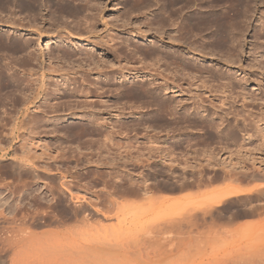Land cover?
I'll use <instances>...</instances> for the list:
<instances>
[{
  "label": "rangeland",
  "instance_id": "374dc122",
  "mask_svg": "<svg viewBox=\"0 0 264 264\" xmlns=\"http://www.w3.org/2000/svg\"><path fill=\"white\" fill-rule=\"evenodd\" d=\"M46 1L47 5L45 4L46 6H43L41 12L43 18L41 26L45 31L43 30L42 37H36L37 39L35 38L37 35H32V38H34L32 45L37 46L39 52L43 53V56L40 57L41 64L34 61L33 64L29 66L31 69L32 67L35 68L34 74L35 72L36 74L46 73L45 76L47 79L45 78L43 84L39 85L34 83L30 84V86L29 82H25V79L24 84L21 85L23 88L22 91H25L24 94L30 93L28 94L30 96H26V94H21V96L23 95L30 98L32 95L34 99L33 103L29 104V112H33L31 116L38 114L39 117L43 116L41 118L44 121V125L41 127L43 130L40 129L38 135H32L30 137V141L32 142L31 153H35L37 156L47 157V155L43 154H54L56 156V153L57 155L60 154L61 150L64 152L68 149L77 151L78 143L75 140H71L70 136H64L62 131L66 130L69 125L80 122L79 119L65 120V117L67 118L72 115L85 113L83 108L80 109V105L84 102V97H82L80 95L81 92H79L85 85L81 83V79L79 75L77 76L76 71L81 68V70H83L91 67L90 70H92L93 74L90 76L92 79H90L93 80L92 83L98 81L95 82V86L99 85V87L102 88L98 90L100 94L97 92L99 96L94 92V99H107L110 103L117 105V109L120 107L121 115L130 116H128L129 118L124 117L119 120L121 126L118 131H116V140L119 141H117L119 144H116L118 147L115 145L116 147L114 146V149H111V152L113 150V152H115L114 154L112 152L110 155L114 156H112L111 161H108V159L106 161V158L104 156L102 157L104 161L101 160L99 162L100 168L96 167L95 163H86L87 160L83 158L84 156L82 155H80L82 159L78 163L72 159L67 161L61 160L62 163L59 158L57 159L56 163L63 167L69 165L70 168H72V170L69 168L66 171L61 169L63 171L62 173L67 175L66 179L71 181L72 191L74 193L78 192L83 194L87 190L90 196L96 191V193L99 191L102 195H106L108 190H112L114 183H116L117 186L121 185V188L123 185H127V182L124 183L125 181L121 180V177L126 172V174H129L128 178L130 175L138 181L143 178L151 187L149 190L152 192L150 191V195L143 197V200L141 197V199L138 197L133 198L139 207L135 212L131 213V215L128 214L124 221L125 228L131 229L139 235H150L155 240H158V242H156V249L157 251L159 250V252H157L159 256L156 262L154 261L155 263L152 262L151 264H264V217H262L264 214L262 213L263 215L260 214L258 217H256L257 215L254 217L237 216V218L234 217L231 222H228L230 220L227 218V215L233 213L234 209L235 211L239 209L240 206L241 209H244L246 205L253 206L252 204H257V200L258 203L261 201L264 202V195L260 196L261 200L259 198L254 200L255 195H253L254 197L251 196L252 198H250L253 200L250 202L247 201L248 198L246 197L238 198L239 196H229L230 198H224L225 200H223L222 204L212 207L210 215L213 218L211 219L210 215H208L209 213H205V211L211 208H209V202H211L213 197L225 186L228 179L220 183L217 180H212L208 185H204L207 184L204 183L200 184V186L198 185V187L194 186L197 185L194 184L195 180L197 183L199 178L205 181L212 176L214 177V174L221 173V169H216L207 165L208 159L210 158L218 162L220 161V163H225L226 165L240 161L242 165L245 164L244 166H246V168H252L255 164L256 166H260V168H264V0H90L88 3L81 1L82 4H87L86 8L89 6L88 9H90V7L92 8L93 5V10L89 11L88 17L92 19L93 17L90 14L93 13L94 20L93 23L92 21L91 23L86 21V23L85 20H82V25H78L80 27V33L75 34H79V36L83 38L94 40L102 46L100 50L96 49L95 51L96 60L101 58V56L104 57L103 60L100 59V62H98L99 64L102 63L100 65L102 68L100 69H93L92 67L94 64L89 66L88 63L90 60L87 59L88 55L86 54L89 48L88 46L84 45L77 47L72 44L55 42L65 36L68 31L74 34L73 28L76 24L74 20H71V17L63 15V12L58 9L57 3L54 2L56 0ZM11 13L8 12L7 7L0 1V35H8L9 37L11 35L10 38L12 40L17 39L19 41H23L24 38L30 37L31 35L28 34V31L33 30L36 26H28L29 17L26 15V10L21 9L20 11V9H16L15 12ZM61 15H63L64 18L61 17ZM223 15H225L224 20H226L227 23L229 22V25H227L230 36L232 37V43H224L226 46H224V44L220 45V40H218L217 43L215 42L217 41L215 40L216 38L220 39L218 36L220 32L210 37L205 31L201 34L198 31L200 30L198 24L199 19L203 17L207 19L214 16L220 18ZM10 17H13L14 24L8 22L10 21ZM50 17L53 19L57 18L58 21H62V23L57 21L54 22ZM48 18H50V20ZM47 21L49 23L51 22V24ZM13 25L15 28L20 29L17 35L13 32ZM201 35H203L204 38H201ZM210 40L215 41L209 43ZM47 43L49 44L46 45ZM202 45L204 49L200 47ZM211 46L212 48L216 46L214 51L210 50L212 49ZM58 48L60 49L58 50ZM204 51H206V53ZM64 52L67 53L66 56ZM113 52L115 54H113ZM7 53L11 54L9 52ZM22 53L25 55V52H18V55L12 53V56H15L11 58V55H7L6 52L0 51V65L2 64V67L0 66L2 70H0L3 71L6 68H4V66L5 63H8L7 61L11 62L12 59V62H16L17 60L20 61V58L23 56L21 55ZM116 54L118 55L116 56ZM19 61H17L16 64L20 63ZM12 62L10 64H12ZM212 64H214V66ZM17 65V73L20 69L23 70H20L21 72H19L18 75L17 73H13L21 79H23L21 76H28L26 73H29V66H27V68H20L21 65ZM213 67H215V69ZM15 68H17V66ZM204 68L207 70L205 71ZM24 69L28 70L25 71ZM6 70L7 69L4 71ZM209 70L211 72H209ZM7 72H5V74H7ZM22 72H24L25 75ZM52 72L54 74L57 73L58 76L51 75L53 74ZM213 72L215 77L211 74ZM219 72H222L223 75L221 74L220 76ZM159 73H161L160 75L164 78L160 79L159 76H157ZM68 74L74 75L72 79L77 81L70 85L74 90L77 89L75 92L65 87L60 79L61 77L69 76ZM121 75H128L127 77L129 80L123 81L122 78L119 77ZM209 75H212V77ZM149 76L152 77L150 80ZM167 78H170L169 81ZM56 79L59 81H57L58 84ZM229 80L230 82H228ZM170 82L173 83L171 84ZM162 83H165L164 85L166 87L185 90L182 96L171 97V95L175 94L173 92L168 94L170 95L168 97L169 99L170 97L173 98L170 99L171 105L174 104V100L176 102L178 98L182 99L181 105L183 107L179 105L172 110L169 100L167 101L169 104H167V102L164 104L163 102L161 106H158L161 112L153 113L157 106L144 103L146 98L142 99V101L141 99H133L130 96L125 97V95H123V93H126L125 90L121 91V89H126L127 87L144 88L148 86L149 88H154ZM55 86L61 89V95L52 94L54 93L53 89ZM89 86L94 87V84ZM109 87L110 90L106 91ZM118 87L121 89L119 88L116 90L115 88ZM190 87L195 88V90L190 92ZM203 87L215 89L211 90L213 96H208L207 98L202 95L203 98L201 101L198 96V98L196 96L194 97L192 92L202 93ZM198 88H200V90L202 89V91L198 90ZM241 89H245L246 91H243L249 94V97H255L256 95L258 97V99L256 97L257 101L251 100V98L246 101V99L240 96L236 97L235 95L241 92ZM32 90L33 92L31 93ZM35 92L39 96L36 95L35 97ZM20 93L17 91L15 98H21ZM187 94L188 96H186ZM44 96L49 98L45 97V99ZM155 96L158 97V95ZM162 97L160 95L158 99ZM23 98H21V102ZM32 98L30 99L32 100ZM166 98L167 97H164V101ZM223 99H225V102H228V105L223 106L224 109L221 106L222 111H220L221 108L219 107V112H216V107L218 108L217 104H222ZM39 101H41V103ZM38 103L41 105V109L45 104H50L49 106H53V109H49L48 107V109L45 108L47 109L45 113H43V111H37L39 113L34 112V104L38 105ZM196 105L198 108L203 107V109L206 110L205 114L207 117L204 116V118H202L203 116L194 112L198 109ZM199 105L201 106L199 107ZM9 106V104L6 106L8 110ZM70 106L72 109H68ZM18 108L21 111V108H23L22 103ZM122 108L126 111H123ZM54 109H56L57 112ZM51 110H53V112ZM224 110L229 112L227 118H224L222 115ZM237 110L240 112L236 115L235 112L238 113ZM156 114H159V121H154L151 120L152 118H149L151 115L156 116ZM240 114L241 116H239ZM50 117L57 119V123L45 122V120ZM222 117L227 121L225 120V122H223L224 120ZM218 118L221 119L217 120ZM258 118H260L259 121ZM208 122L214 125H220L221 123L222 125L219 131L221 129L227 131L233 128L237 139L234 140V138L231 139L230 137H228L229 139L227 137H225V139L224 137L220 138L223 131L221 130V133L212 129V127H208ZM206 123L208 128L204 126ZM53 125L59 129V133L50 132ZM202 125L203 129H201ZM204 127L208 130L206 131ZM245 127L246 129L244 130ZM3 130L7 131V127ZM258 130L260 131L258 132ZM102 132L105 133L106 131L104 130ZM1 138L0 146L3 147L5 145L4 147H6L8 145L7 137L2 140ZM28 138V133L19 134L16 142L13 144L18 146L26 142ZM95 146L97 147V145H94V149H96ZM54 150L59 152L55 151L54 153ZM97 151L99 152V150ZM95 152L94 150V152H92L94 154L87 155L90 160L97 158L98 152ZM103 152L106 154L105 150H103L102 153ZM84 153L87 154L90 153V151L84 150ZM252 156H255L257 159ZM258 159L259 162H257ZM7 162V160H3L1 163L4 164ZM1 163L0 165H2ZM107 166L109 167L107 168ZM0 170L2 169L0 168ZM99 170H101V172ZM108 171L114 174L113 176L115 177H112L113 179L108 177ZM1 172L3 171H0V264H41L42 262H38L39 260L36 258L35 251L28 247L24 249V251L23 249L21 250V255L18 252L21 260H17L19 257L15 255L17 254V249H9L5 239L10 234L6 232L10 227L8 225L10 224L13 226L14 223L12 224V221L16 219L15 216L13 217L14 211H16V213L20 211L17 213V217L22 215L26 216L27 213L31 215L38 212L37 215L41 214V217H43V214L45 216L46 212L47 214L55 213L56 208L54 209L52 205L51 208L49 206L52 200H47L52 197L49 193H46L49 187L47 184L48 182L41 181L38 184L29 183L30 185L28 184L26 187L22 183L23 181L18 182L11 174H5L4 172L2 174ZM78 172H80V174H82V172H87V178L82 175V177L85 178H81V181L78 180L77 182V178L71 175L78 174ZM96 172H98L99 175H96ZM89 173H95V178L91 176L92 174L89 175ZM102 179H106V181L104 182ZM125 179L127 180V176ZM185 181L189 182L188 184L190 186L187 185L189 189L187 186L180 189L179 187L182 186L181 183ZM258 181L252 182L253 184L258 183V185H260L259 188H263L264 179L260 180V183ZM229 182L228 180L227 184ZM252 182L250 181L251 185ZM250 183L246 182L241 185H250ZM160 184L163 186L166 184L168 185H166L165 189V187L162 188L163 186L158 187ZM77 188H80V190ZM185 188L186 190H184ZM33 189L36 190L33 191ZM41 192L42 195L40 194V197H42V199H40L42 202L37 194ZM35 193L36 196L34 199ZM43 195H45V197ZM66 195L69 196L68 193H66ZM1 197L7 198V201L3 203L2 201L4 199ZM67 199L69 200V197H67ZM67 199L66 203L68 202ZM144 199L146 200L144 201ZM16 204L17 206H15ZM14 207L19 208L14 210ZM35 210H37V212ZM41 211L43 213H41ZM191 214L196 217H191ZM187 216L189 218H187ZM113 218L109 223L116 224L117 217L114 216ZM224 218L227 219L224 221ZM182 219L185 221L183 222ZM189 219H193L194 223L192 220L191 224L188 223L187 220ZM194 219H196V221ZM166 220L168 223H166ZM233 222L234 224H232ZM161 223L165 227H163ZM173 223L175 225H173ZM241 223L242 225L243 223L247 224L249 228L240 229L239 226H241ZM192 224L193 227H191ZM180 225H182L181 228L178 227ZM53 227L40 226L34 228L33 231L41 235L44 234V232L47 233L55 230L56 228ZM25 236L28 237L29 235L25 234ZM12 251H15V253ZM14 258L17 259L15 260ZM48 263L49 262L44 264ZM51 263L54 264L55 262L53 263L52 261Z\"/></svg>",
  "mask_w": 264,
  "mask_h": 264
},
{
  "label": "bare ground",
  "instance_id": "6f19581e",
  "mask_svg": "<svg viewBox=\"0 0 264 264\" xmlns=\"http://www.w3.org/2000/svg\"><path fill=\"white\" fill-rule=\"evenodd\" d=\"M0 1L7 7L8 12H10V13L11 12H15L16 9L17 10L20 9V11H21V9L26 10V13L27 14L26 13L25 14L29 17V19H28L29 25L28 26H36L37 27V28L35 27L36 29L34 28L33 30H29L28 31V34H30L31 36L24 38L23 41H19L16 38H14L16 40H12L10 38L11 35H10V37L8 35L7 36L5 35L6 36L5 37L4 35L1 34L2 36L0 35V51H2L4 53L6 52L7 55H11V58H13L15 56L14 54H13L14 56H12V53H16L17 54L18 52H25V55H23V53L21 54V55L24 56V58L22 56L20 58V61L17 60V61L20 62V63H17V64H19V66L21 65L20 68H22V67L23 68L24 67L27 68V66L33 64L34 61H36L38 64H41L40 57L43 56V53L42 52H39L37 46L32 45V41L34 40V38H32V35H34V36L37 35V36H35V38L36 37L37 38L38 37L39 38L42 37V34H43L42 32H43L44 28H42V26H41V22H42V19H43L41 12H42L43 6H46L47 5L46 4L47 1L46 0H0ZM49 1H48V3H49ZM81 1H83L85 3L86 2L88 3L90 0H56V1H54L55 3H57V6L59 7L58 9L63 12V15H66V16L68 15L69 17H71V20H74L75 21V24H76L75 27L73 28L74 34L71 33L70 31H68L67 34L65 33L66 34L65 36H63L62 38L56 40L55 42H57V43H64V44H72L73 46H77V47H81V46H84V45L88 46L89 48L86 51V54L88 55L87 56V59L90 60L89 63H88L89 66H91V64H94V66L92 67L93 69L94 68L100 69V68H102V67H100V65L102 63L99 64L98 62H100L99 61L100 59L103 60L104 57L101 56V58H98L97 59L98 61H97L96 60V57H95V51H96V49H99L100 50L102 48V46L99 45L94 40H90L89 38H83V37H80L79 34L78 35L75 34V33H80V27L78 25H80V26L82 25V22H81L82 20H85V22L88 21L90 23H91V21L93 23V20H94L93 19L94 18L93 13L90 14L93 17L92 19H90L88 17L89 16V11H92L93 10V5H92V8L90 7V9H88L89 6H88V8H86L87 7L86 6L87 4L84 3L85 4L84 5V4H82ZM239 3H240V1H239ZM48 7H50V6H48ZM11 10H13V11H11ZM63 15H61V17L64 18ZM223 16H221L222 18L221 17L218 18L217 16H214L212 18L204 19V17H203L202 19H199L198 20L199 21L198 24L200 26V27L198 26L199 29H200V30H198L199 33L201 34L202 32L205 31L207 35H209L210 37H212L213 34L215 36V34H217V33L220 32L219 34H221V35L218 34V36L220 37V39H217L216 38L215 40H217V41H215V40H212V41H215L217 43L218 40H220V42H219L220 45L221 44H224V43H226V44L232 43V41H231L232 37L230 36V31L228 29V25H229L228 23L229 22L227 23L226 20H224L225 15H223ZM50 18H52V17H50ZM50 18H48V19L50 20ZM9 20L10 21H8V22L14 24L13 17H10ZM221 20H223V21H221ZM53 21L54 22L57 21V22H61L62 23V21H58L57 18L53 19ZM15 22H16V20H15ZM49 24H51V22ZM21 26H22V24H21ZM19 30L20 29L15 28V26H14L13 32L16 33L15 35H17V32ZM202 37H203V35H201V38ZM212 41L210 40L209 43H211ZM52 42H54V41H52ZM48 44L49 43H47L46 45H48ZM220 45H218V46H220ZM224 46H226V45L224 44ZM200 47H202V49H204L203 45L200 46ZM211 48H212V46H211ZM214 48H212L210 50H213L214 51ZM59 49L60 48H58V50ZM109 51H111V50H109ZM7 52H9L11 54H8ZM204 52L206 53V51H204ZM64 53H66V52H64ZM59 54H60V52H59ZM103 54H105V53H103ZM113 54H115V53L113 52ZM61 55H62V53H61ZM66 55H67V53L65 54V56ZM117 55L118 54H116V56ZM204 58L207 59L206 57H204ZM17 59H19V58H17ZM12 61H13V59H12ZM7 62L8 63H5L4 68L6 67L5 69H7L8 72H7V70L4 71L5 69L3 71H1L2 70L1 69V67H2L1 65L2 64L0 65L1 66L0 67V69H1L0 70V112H1L0 113V136L3 137V138H6L7 137V140H8V143H7L8 145L6 147H4L5 145L3 147L0 146V163L3 160H7L8 162L7 163H4V164L1 163L2 165H0L1 166L0 168L2 170H0V171H3L5 174H11L12 176H14V179L16 178V180L18 182H22L23 181L22 183L26 187H27V185L29 183L30 184H32V183L33 184H38L41 181H43V182L44 181H47L48 182L47 184H48L49 187H48L46 193H49L52 196L51 198H49L47 200L48 201L52 200L51 204L49 205L50 208H51V205H52V207L54 209L56 208L55 209V213H52V214L49 213L50 214L49 215L46 212L47 215L45 214V216H44V214H43V217H41L42 216L41 214H40L41 216L39 214L37 215V213H38L37 210H35L37 213H33V214L30 213L31 215H29L27 213L28 216L27 215L26 216H23L22 215V216H20L21 218L20 217H17L18 216L17 213L20 212V211H18L17 213H16V211L13 212V217L15 216L16 219H14L12 221V224L14 223L13 226H11L9 224L8 226H10V227L8 228V230L5 228L7 230L6 232L7 233H10L7 236V238L5 239V241L8 244L9 249L10 248H13V250L15 248L17 249V251H16L17 254H15V255H18L19 257H18V259L17 258L16 259L17 260H21V258H20V255L22 253L21 250L23 249V251H24V249H26L28 247V248L33 249L35 251L34 253L36 254V258L39 260L38 262H40V261L42 262L41 264H44V263H47V262L51 263L52 261H53V263L55 262L54 264H57V263L58 264H151L154 261L156 262L157 257L159 256L157 254V252H159V250L157 251V249H156V242H158V240H155L150 235H144V234L143 235L142 234L139 235L138 233L132 231L131 229L125 228V221H124L125 218L127 217L128 214L131 215V213L135 212L138 209V207H139L137 205L135 199L133 200V198L134 197H138V198L141 197L142 200H143V197H145L146 195H150L149 192L151 190H149V189L151 187L149 186V184L147 182H145L143 180V178L140 181L136 180L135 178H132L131 175L128 178V175L129 174H126L127 173L126 172L125 173L126 175L123 174V176L121 177V180L122 181H125L124 183L127 182V185H123L124 187L122 186V188H121L120 187L121 185L120 186H117L116 183H114L115 184V185L113 184L114 187L112 188V190H108L106 192V195H102L101 193H99V191H98V193H96L97 192L96 191L92 196H90V195H88L87 190L85 192L86 194L85 193L80 194L78 192L77 193H74L72 191V186H71L72 184L70 183L71 181L69 179H66V176L67 175L63 174L62 173L63 171L61 170V169H63V170L66 171V170H68L70 168V166L69 165H66L65 166L66 168H65L62 165L56 163L58 158L60 159V161L61 160L67 161V160L72 159L76 163H78L82 159V157L80 155L84 156L83 158H85L87 160L86 163H88V164L89 163H95L96 164V167H99V162L101 160H103V158H102L103 156L106 158L105 159L106 161H107V159H108V161H111L113 155L112 156H110V155L114 151L113 150L111 152V149H114L113 147L119 142L118 140H116V135H117L116 131H118V129L121 126V124H120L121 122H119V120L122 119V118H124V117H128L130 115H127V116L126 115H121L122 113L120 111V107H119V109H117L118 106L110 103L109 100H107V99L98 98V97H97L98 99H94V97H93L94 92H96V94H97L98 90L99 89H102V88L99 87V85L98 86H95V84H96L95 82H98V81H95L94 83H92L93 80H91L92 78L90 76L93 74V72H92V70H90L91 67L90 68H87V69H83V70H81L82 69L81 68L80 70H77L76 72H77V76L79 75V77L81 79V83L83 85H85L79 91V92L82 93V94L80 93V95L82 97H84V102L80 105V109L83 108L84 111H85V113L84 114H78V115L77 114L76 115H72V116H69L67 118L65 117V120H67V119H79L81 123L80 122L77 123V124H74L73 123L72 125H69L68 126V128L66 129L67 131L66 130H63L64 132L62 131V133H63L64 136H66V135H67V137L70 136L71 137V140H73V141L75 140L78 143L77 151L69 150L68 149V150H66V152H64V151L61 150L60 151V154L57 155V153H56V156L54 154H50V155L49 154H43V155H47V157L46 156L45 157L37 156L35 153H34L35 154L34 155L33 153H31V143L32 142L30 141L31 140L30 137L32 135H35V136L38 135L39 130L42 129L41 127L44 125V121L41 118L43 116L39 117V115L37 114L39 112H37V111H40V112L43 111V113H45L47 111L48 107H49V109L50 108L53 109V106H49L50 104L49 105L48 104H45V105H43V107L41 109L40 108L41 105L39 103H38V105H35L34 104L35 107L33 106L34 107L33 108V111L34 112H37L36 113L37 115H35L37 117H35L34 115L31 116V114L33 112L32 113L29 112L30 111V105L29 104L33 103V100L34 99L32 98L33 97L32 95L30 97V98H32V100L30 98H27V97L23 96L26 93L24 94L25 91L24 92L22 91L23 88L21 87V85L24 84V80L25 79H26L25 82H29V86H30V84H34V83L39 84V85L40 84H43L45 78L47 79V77L45 76L46 73L45 74L44 73H42V74H38L37 73L36 74V72H35V74H36V76H35V74H34V69L35 68L32 67V69H31L30 66H29V68H28L29 70L26 69V70L29 71V73L28 72L26 73V74H28V76H25V77L24 76H21L23 78V79H21V78H18L19 76H17V75L23 69L21 70L19 68L21 71L19 70L18 73H17L18 65L16 64V62L15 61H14L15 63L12 62L13 65L10 64L11 63L10 61H7ZM232 63H233V61H232ZM155 65H157V64H155ZM212 65L214 66V64H212ZM16 66H17V68H15ZM204 66H206V65H204ZM39 67H40V65H39ZM213 68L215 69V67H213ZM153 69H154V67H153ZM10 70H11V72H10ZM204 70H205V68H204ZM154 71H156V70H154ZM5 72H7V74H5ZM13 72L14 73H17V75H15ZM24 72H22V73L24 74ZM126 72H128V71H126ZM209 72H211V71L209 70ZM161 73H159V75H157V76H159L160 79L164 78L162 75H160ZM211 74L213 75V77H215L214 76L215 75L214 72L211 73ZM221 74H222V72L220 73V76H221ZM51 75L58 76L57 73L56 74L53 73ZM212 75H209V76L212 77ZM127 76L128 75H121L119 77L122 78L123 81L124 80L127 81V80H129ZM73 77H74V75H69L67 77L66 76L61 77L60 79H61L63 85H65V87H67L70 91H72V92L74 91L75 92L77 89L74 90V88L70 87L71 84H74L75 82H77L75 79H72ZM151 78L152 77L149 76V80ZM169 79H168V81H169ZM210 80H212V79H210ZM57 81L58 80L56 79V82ZM58 82H57V84H58ZM228 82H230V80ZM91 84H94V87L89 86ZM164 84L165 83L159 84V86L154 87V88H149L147 86V87H144V88H138V87H132L131 88V87H127L126 89L125 88L121 89L120 87H118V88H115V89L118 90L120 88L121 91L122 90H125L126 93H123V95H125V97L126 96H128V97L130 96L133 99L135 98V99H141V100L144 99V98H146V100H144V103L153 104V105L157 106V108L155 107L156 109H154V112L153 113H155V112L158 113L159 111L161 112V109L159 110V107L158 106H161L163 102L165 104V102L169 101L170 99H173V98H171L172 96H182L185 93L184 92L185 90L183 91L181 88H177V89L176 88H170V87H166ZM141 87H143V86H141ZM230 88H232V87H230ZM84 89H85V91H84ZM150 89H152V90H150ZM213 89H215V88H213ZM213 89L210 88V87H206V88L203 87V92L202 93L201 92L200 93H198V92H194L193 93L192 92V94L194 95V97L195 96L196 97L198 96L199 99H201V101H202V98H203L202 95H204L207 98H208V96H213V94H212L213 92H211V90H213ZM109 90H110V87L106 91H109ZM194 90H195V88H191V87L189 88V91L190 92L191 91H194ZM198 90H200V88H198ZM243 90H245V89H241L240 90L241 92H238L235 96L236 97L237 96L238 97L240 96L241 98L246 99V101L249 98H251V100H256L257 101L258 97L256 95H255V97H251V96L249 97L248 96L249 94H247ZM17 91L19 93L21 92L20 93V96H21V94H23L22 96L24 98L21 96V98H23L22 99L23 100L22 102H21V98L18 97L20 99V101H19L18 98H15ZM53 91H54V93H52L53 95H61L62 94L61 89L60 88H57V86H55V88L53 89ZM178 91H180L181 93L178 92ZM200 91H202V89ZM32 92H33V90L31 91V93ZM120 92H119V94H120ZM170 92H173L175 94L171 95V97L169 99L168 97L170 95H168V94ZM232 92H233V90H232ZM28 94H30V93H28ZM28 94H26V96ZM98 94H100V93L98 92ZM250 94H252V93H250ZM36 95L39 96L35 92V97H36ZM155 95H158V97L161 95V97L162 96L163 97L158 99V97H156ZM28 96H30V95H28ZM94 96H96V95H94ZM186 96H188V94ZM45 97H47V96H44V98ZM164 97H167L165 99V101H164ZM256 97H257V99H256ZM47 98H49V97H47ZM224 100L225 99L222 100V104H217L218 105V108L216 107V109H217V110L215 109L216 112L217 111L219 112V107L221 108V106L223 107L225 105H228V102H225ZM48 101H49V99H48ZM20 102L23 105V108H21V111L18 108L19 106H21V103ZM39 102L41 103V101H39ZM181 102H182V99H178L177 98L176 102L174 100V104L171 105V100H170V106H172V110L175 109L174 107H178L179 105H181ZM43 103H45V102H43ZM46 103H48V102H46ZM7 104L10 105L9 106V110L6 107ZM167 104H169V102H167ZM200 106L201 105H199V107ZM45 108H47V109H45ZM197 108H198V106H197ZM68 109H72V107L70 106ZM223 109H224V107H223ZM54 110L56 111V109H54ZM122 110H123V108H122ZM51 111L53 112V110H51ZM116 111H118V112H116ZM123 111H126V110H123ZM205 111L206 110L203 109V107L202 108L200 107V108L196 109L194 112L197 113V114H199V115H201V116H203L202 118H204V116H206ZM220 111H222V108L220 109ZM237 111H238V113L235 112L236 115L239 114V112H240L239 110H237ZM128 113H129V111H128ZM228 113L229 112H226L224 110L223 113H222L223 117L224 118L225 117L227 118V114ZM219 114H221V113H219ZM160 116H162V115H160ZM239 116H241V114ZM223 117H222V119L224 120ZM149 118L150 119L152 118L151 120H154V121H159L160 120L159 119L160 118L159 117V114H156V116L155 115H151V117H149ZM219 119H221V118H218L217 120H219ZM243 119H244V117H243ZM259 119L260 118H258V121H259ZM56 120L57 119L50 117V118H47V120H45V122L46 121L47 122H53L55 124V123H57ZM225 120L223 122H225ZM235 120H237V119H235ZM203 121H204V119H203ZM210 122H208V124H209L208 127H210V128L212 127V129H215L218 132H221L222 133V131H223L222 129H221L222 131L221 130L219 131V128H221V125H222L221 123H220V125L219 124H217V125L215 124L214 125L213 123L210 124ZM250 122H251V120H250ZM236 124H237V122H236ZM206 125H207V123L204 124L205 127H207ZM245 125H247V124H245ZM232 126H233V124H232ZM5 127H7V131L3 130V129H5ZM229 127H230V125H229ZM250 127H252V126H250ZM201 129H203V125H202V128ZM245 129H246V127L244 128V130ZM258 129H259V127H258ZM104 130L106 131L105 133L102 132ZM207 130L208 129H206V131ZM212 131H214V130H212ZM259 131L260 130H258V132ZM50 132L51 133H53V132L59 133V129H57L53 125L51 127ZM23 133H26V134L28 133V135H29L28 140H26V142H24V143L19 144L18 146L17 145L15 146L13 143L16 142V139L18 138L19 134L21 135ZM201 137H204V136H201ZM212 137H214V136H212ZM218 137H219V135H218ZM222 137H224V139H225V137H227V138L230 137L231 139L234 138V140L237 139L236 138V135H235V132L233 131V128L232 129H229L227 131H223V133H222V135H221L220 138H222ZM3 138H1V140ZM94 145H97V147L95 146L96 149H94ZM126 145H127V143H126ZM84 150L85 151L89 150L90 153L85 154L84 153ZM94 150L96 152H98L97 150H99L98 156L94 160H90V158L87 155L88 154L89 155L90 154H94V153H92V152H94ZM101 150L102 151L105 150L106 151V154H104V152L102 153ZM55 151L56 150H54V153H55ZM68 151H70V152H68ZM56 152H59V151H56ZM114 153L115 152H113V154ZM164 153H165V151H164ZM151 154H152V152H151ZM138 155H140V154H138ZM136 157H137V155H136ZM252 157H255V156H252ZM140 161H142V160H140ZM257 162H259V159H258ZM140 163H142V162H140ZM227 164H229V163H227ZM260 164H262V163H260ZM263 164H264V161H263ZM207 165L210 166V167L216 168V169L219 168L222 171L220 170L221 173L220 172L219 173H216L217 172L216 171L215 172L216 174H214V177L212 176V177L208 178L205 181L200 180V178H199V180L196 183V180H195V183L194 184H197V185H194V186H197L198 187V185L200 186V184H204V183H207V184H204V185H208V183H210L212 180H217V181H219V183L221 181L224 182V180L226 181V179H228L230 181L227 184V182H228V180H227L225 186L223 188H221L220 191L218 189V191L220 193L218 192V194L215 197H213V199L211 200V202H209L210 203L209 204V208L210 207L211 208L208 211H205V213H209L208 215H210V212L212 211L211 209H212V207L214 205L216 206V205L222 204L223 200H225L224 198H228L229 196H236V197L239 196L238 198H241V197H244L245 198L246 197V198H248V200L247 199L246 200L250 202L251 200H253V199H250V198H252L251 196L255 195V198H254V200H255L256 198L257 199L258 198L260 199L261 198L260 196L261 195H264V187L263 188H261V187L259 188L260 185H258V183L253 184V182L256 181V180L257 181L258 180L260 181V180L264 179V168H260V166H256V164L252 168H246V166H244L245 164L242 165V163L240 161L239 162H233V163H231L229 165H226L225 163H220V161L218 162V161H216V160H214L212 158L208 159ZM108 167L109 166H107V168ZM121 169H123V168H121ZM70 170H72V168H70ZM99 171L101 172V170H99ZM3 172H1V173L3 174ZM96 173H97L96 175H99L98 172H96ZM90 174H92V173H89V175ZM94 174H92L91 176L92 177L94 176V178H95V175ZM82 175L83 176H86L87 175V172H82V174H80V172H78V174H74V175H71V176L72 177L74 176L75 178H77V182H78V180H80L81 178L82 179L85 178V177H82ZM107 175L110 178L115 177V176H113L114 174L111 171H108ZM126 176H127V180L125 179ZM86 178H87V176H86ZM88 178H90V177H88ZM103 181L105 182L106 179L103 180ZM245 181L247 183H250V181L251 182L253 181V182H252V185H251V183H250V185H248V184L247 185H241V184L246 183ZM188 183L189 182H187V181H185L184 183L182 182L181 183L182 186L180 185L181 187H179V188L181 189L182 187H186L187 185L190 186ZM147 184H148V186H147ZM75 185H77V184H75ZM166 185H168V184H166ZM166 185L163 186V185L160 184L158 187H160V186L162 187L163 186L162 188L165 187V189H166ZM211 185H213V184H211ZM262 185H263V183H262ZM188 186H187V188L189 189ZM46 187H47V185H46ZM75 187H77V186H75ZM206 187H209V186H206ZM73 188H74V186H73ZM80 188H77V189L80 190ZM34 190H36V189H33V191ZM184 190H186V188ZM66 193H68L69 196H67ZM37 194L39 195L38 196L39 199L40 198L42 199V197H40L42 195V192L41 193H37ZM35 196H36V193L34 194V197H33L34 199H35ZM43 196L45 197V195H43ZM38 197H36V198H38ZM67 197H69V200L67 199ZM131 197H132V199H131ZM1 198L4 199L2 201L3 203H5L7 201V198H5V197H1ZM41 199H40V201H41ZM66 199L68 201L67 203H66ZM145 200L146 199H144V201ZM242 200H243V198H242ZM244 201H245V199H244ZM70 202L73 203V204H71ZM261 202L258 203V200H257V202H256L257 204H252L253 206H247L245 204L246 205V208L244 207V209L243 208L241 209V206L239 205L240 208L237 209L239 211H237V210L235 211V209H234L233 213H231L230 215H227V218H229V220H230V221H228V220L227 221L228 222H231L234 219V217L237 218V216H240V217L241 216L242 217H251V216H253L254 217V216L257 215L256 217H258L260 214H262V213L264 214V202H262V203ZM140 205H141V203H140ZM15 206H17V204ZM12 207H13V205H12ZM16 208L18 209L19 207H14V210H16ZM12 210H13V208H12ZM49 212H51V211H49ZM201 212H204V211H201ZM41 213H43V212L41 211ZM120 215L123 216V217H121ZM192 215L193 214H191V217H194ZM204 215H206V214H204ZM114 216L117 217V223L116 224L109 223ZM210 217H211V215H210ZM262 217H264V216H262ZM187 218H189V217L187 216ZM212 218L213 217H211V219ZM226 219L224 218L223 220L225 221ZM191 220L193 221V219H191ZM191 220L189 219V220H187V222L191 224V222H192ZM194 220L196 221V219H194ZM182 221H183V219H182ZM224 221H223V223H224ZM170 222H172V221H170ZM234 222L232 224H234ZM166 223H168L167 220H166ZM193 223H194V221H193ZM179 224H181V223H179ZM161 225H162V223H161ZM161 225H159V226H161ZM173 225H175V224L173 223ZM176 225H178V224H176ZM182 225H180L178 227L181 228ZM202 225H204V224H202ZM40 226H51V227L54 226L56 229L53 230V231H50V232H47V233L44 232V234L38 235V234H36L33 231V229L34 228H37V227H40ZM162 226L165 227L164 225H162ZM243 226H244V228H243ZM163 227H161V228H163ZM191 227H193V224L191 225ZM247 227L249 228V226H247V224H244V223H243V225L241 223V226H239L240 229L241 228L242 229H245V228L247 229ZM250 228H253V227H250ZM233 229H235V228H233ZM25 234H28L29 236L27 237V236H25ZM157 238H159V237H157ZM12 252L15 253V251H12ZM18 252L19 253L21 252L20 255H19ZM14 257H17V256H14ZM25 260H27V259H25Z\"/></svg>",
  "mask_w": 264,
  "mask_h": 264
},
{
  "label": "flooded vegetation",
  "instance_id": "af4514ba",
  "mask_svg": "<svg viewBox=\"0 0 264 264\" xmlns=\"http://www.w3.org/2000/svg\"><path fill=\"white\" fill-rule=\"evenodd\" d=\"M156 125V124H155Z\"/></svg>",
  "mask_w": 264,
  "mask_h": 264
}]
</instances>
